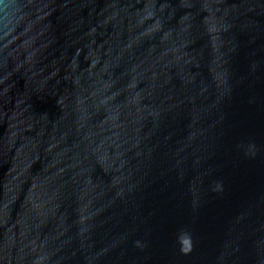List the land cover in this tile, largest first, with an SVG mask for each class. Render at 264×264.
<instances>
[{"label":"water","instance_id":"obj_1","mask_svg":"<svg viewBox=\"0 0 264 264\" xmlns=\"http://www.w3.org/2000/svg\"><path fill=\"white\" fill-rule=\"evenodd\" d=\"M0 264H264V0H0Z\"/></svg>","mask_w":264,"mask_h":264},{"label":"clouds","instance_id":"obj_2","mask_svg":"<svg viewBox=\"0 0 264 264\" xmlns=\"http://www.w3.org/2000/svg\"><path fill=\"white\" fill-rule=\"evenodd\" d=\"M7 7H8V5H7V4H4V8L6 9ZM190 250H191V249H190ZM190 250H189V251H190ZM189 251H188V252H189ZM185 253H187V252H185Z\"/></svg>","mask_w":264,"mask_h":264}]
</instances>
